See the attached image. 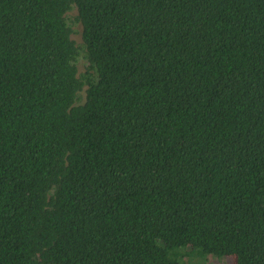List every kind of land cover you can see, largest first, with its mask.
I'll list each match as a JSON object with an SVG mask.
<instances>
[{"label":"trees","instance_id":"16d2710c","mask_svg":"<svg viewBox=\"0 0 264 264\" xmlns=\"http://www.w3.org/2000/svg\"><path fill=\"white\" fill-rule=\"evenodd\" d=\"M204 255L264 264V0H0V264Z\"/></svg>","mask_w":264,"mask_h":264},{"label":"rangeland","instance_id":"374dc122","mask_svg":"<svg viewBox=\"0 0 264 264\" xmlns=\"http://www.w3.org/2000/svg\"><path fill=\"white\" fill-rule=\"evenodd\" d=\"M74 29H76V32L72 34V37L77 41L80 42V28L79 25L74 24ZM77 70L78 72H82L84 70V61L81 57L77 60ZM81 100L80 102H83L84 100V93L81 92L80 94ZM197 257H194L191 261L196 259ZM201 262L198 264H233V256L227 255V256H221V257H215L211 255H204V257H200Z\"/></svg>","mask_w":264,"mask_h":264}]
</instances>
